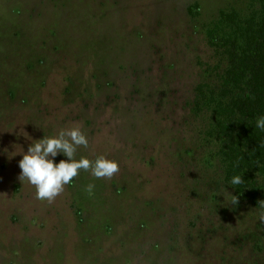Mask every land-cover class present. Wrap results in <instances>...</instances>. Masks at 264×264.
I'll return each mask as SVG.
<instances>
[{"label":"rangeland","instance_id":"obj_1","mask_svg":"<svg viewBox=\"0 0 264 264\" xmlns=\"http://www.w3.org/2000/svg\"><path fill=\"white\" fill-rule=\"evenodd\" d=\"M260 1L0 0V264H264V209L231 204L193 110L228 64L208 32ZM73 124L89 139L77 156L120 171L38 200L19 161Z\"/></svg>","mask_w":264,"mask_h":264},{"label":"trees","instance_id":"obj_2","mask_svg":"<svg viewBox=\"0 0 264 264\" xmlns=\"http://www.w3.org/2000/svg\"><path fill=\"white\" fill-rule=\"evenodd\" d=\"M260 3L249 12L230 10L218 16V23L228 30L220 34L211 29L208 38L225 48L228 64L218 84L197 88L193 107L198 117L210 118L201 134L200 160L233 191L237 206L252 204L258 209L264 200V130L255 127L256 119L264 115V0ZM235 175L244 182L231 185ZM254 238L261 252L264 238Z\"/></svg>","mask_w":264,"mask_h":264},{"label":"clouds","instance_id":"obj_3","mask_svg":"<svg viewBox=\"0 0 264 264\" xmlns=\"http://www.w3.org/2000/svg\"><path fill=\"white\" fill-rule=\"evenodd\" d=\"M255 127L264 130V115L256 119ZM88 147L89 139L79 124L45 135L42 139L35 140L23 153L19 161L20 179L26 180L35 188L36 199L51 203L64 192L65 186L80 175L81 170L89 172L96 179H112L119 173V163L103 154L96 155L94 159L77 156L78 149ZM61 153L67 159H60L56 163L54 158ZM243 182L240 175L233 176L230 181L231 185ZM94 188L95 185L90 183L85 190L91 195ZM231 196V204H238V198ZM258 203L264 209V200ZM259 219L264 223V211L259 213Z\"/></svg>","mask_w":264,"mask_h":264}]
</instances>
